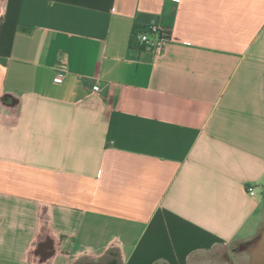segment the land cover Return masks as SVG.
Masks as SVG:
<instances>
[{"label":"crops","instance_id":"1","mask_svg":"<svg viewBox=\"0 0 264 264\" xmlns=\"http://www.w3.org/2000/svg\"><path fill=\"white\" fill-rule=\"evenodd\" d=\"M263 233L264 0H0V264H264Z\"/></svg>","mask_w":264,"mask_h":264},{"label":"built area","instance_id":"2","mask_svg":"<svg viewBox=\"0 0 264 264\" xmlns=\"http://www.w3.org/2000/svg\"><path fill=\"white\" fill-rule=\"evenodd\" d=\"M171 31L169 28L161 25H149L143 28L137 38V47L140 49L150 50L155 57H162L166 48L171 42ZM58 80H62L63 76H57ZM100 87L95 85L94 92H98ZM250 195L254 196L255 191L251 190Z\"/></svg>","mask_w":264,"mask_h":264},{"label":"rangeland","instance_id":"3","mask_svg":"<svg viewBox=\"0 0 264 264\" xmlns=\"http://www.w3.org/2000/svg\"><path fill=\"white\" fill-rule=\"evenodd\" d=\"M225 257L230 261V264H249L250 258L245 251L236 254L231 250L226 252Z\"/></svg>","mask_w":264,"mask_h":264},{"label":"bare ground","instance_id":"4","mask_svg":"<svg viewBox=\"0 0 264 264\" xmlns=\"http://www.w3.org/2000/svg\"><path fill=\"white\" fill-rule=\"evenodd\" d=\"M262 238H264V233H263V235H262Z\"/></svg>","mask_w":264,"mask_h":264},{"label":"water","instance_id":"5","mask_svg":"<svg viewBox=\"0 0 264 264\" xmlns=\"http://www.w3.org/2000/svg\"><path fill=\"white\" fill-rule=\"evenodd\" d=\"M87 264H92V263H87Z\"/></svg>","mask_w":264,"mask_h":264}]
</instances>
